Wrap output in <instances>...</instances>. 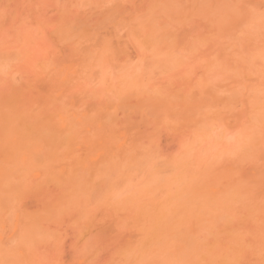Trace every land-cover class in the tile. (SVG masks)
<instances>
[{"label":"rangeland","instance_id":"obj_1","mask_svg":"<svg viewBox=\"0 0 264 264\" xmlns=\"http://www.w3.org/2000/svg\"><path fill=\"white\" fill-rule=\"evenodd\" d=\"M152 1L158 5L154 18L163 43L161 51L155 50L160 51L156 57L154 50L148 46L149 50H139L132 40L134 27L146 22ZM230 13L234 16L229 18ZM249 13L264 16V0H0V58L9 49L13 53L20 49V33L31 37L24 50L27 56L16 54L9 63L0 64V107L13 96L14 110L39 111L48 106L47 110L60 108L80 121L75 146L60 150L59 163L45 162L44 155L35 166L13 161V183L21 184L13 192L17 214L13 242L19 250L31 243L43 264H114L122 250L136 249L143 242L139 228L143 221L124 199L135 195L147 180L151 182L146 185H155L156 179H148L147 169L141 166L142 151L151 145L159 156L162 181L168 175L166 161L186 157L196 167L211 163L220 185L225 186L231 177L239 181L246 203L264 202V137L259 141L260 131L253 132L250 143L241 142L243 154L239 149L223 152L224 146L235 144L243 127L252 125L253 104H264V55L241 64V55L264 53V21L262 29L253 24L246 28L250 19L245 22L244 18ZM80 23L87 25L66 38L64 30ZM243 27L249 32L244 33ZM100 42L111 48L97 51ZM95 52L98 60L92 59V66L85 68L83 58ZM122 80L128 82L124 94L117 93V87L125 85ZM133 80L139 86L130 89ZM169 86L186 90L182 93L190 91L195 102L201 101L205 116H198L197 121L195 114L183 117L166 110L160 112V122L155 121L149 105L144 104L148 110L143 105L144 96H153L149 102H157L156 94ZM205 104L209 106L203 108ZM94 117L103 123L90 124ZM99 126L107 129L101 132ZM203 127L201 141L196 136ZM43 130L26 134L23 142H33L43 136ZM103 134L116 136L118 142L114 138L109 142L108 136L109 140L101 139ZM103 140L108 143L104 145ZM184 145H190L188 151ZM111 149L112 153L125 149L127 158H110L105 153L101 163L104 150ZM76 156L91 160L83 171L75 170L78 176L72 187L47 174L54 165V170L58 164L76 165ZM127 166L130 169L123 173ZM64 198L67 203L55 210V201ZM253 225L257 227L240 219L234 224L248 234ZM184 232L186 237L193 233L191 227ZM263 247L257 242L244 247L241 264H259L257 254Z\"/></svg>","mask_w":264,"mask_h":264},{"label":"bare ground","instance_id":"obj_2","mask_svg":"<svg viewBox=\"0 0 264 264\" xmlns=\"http://www.w3.org/2000/svg\"><path fill=\"white\" fill-rule=\"evenodd\" d=\"M157 6V3L152 1L150 10L146 15V22L139 24L137 28L134 27L132 31V40L139 50H149L147 49L148 46L151 51L154 50V57L160 54L163 44L159 26L156 24L154 18L156 12L154 8ZM254 14L255 13H249V15H246L244 20L246 22L250 19V23L246 22V24H248L246 25L242 22V25L244 26L245 24L246 28L249 26V29L252 27V24L255 25L253 28H261L264 21L262 17L264 16L259 15V17H257ZM228 16L230 18L234 15L230 13ZM253 18L256 20L255 22H253ZM222 24L223 22H221V24L219 23V30L223 27ZM86 25L87 24L80 23L71 26L68 30H64L66 31V38L72 35L74 29L77 32L84 29ZM246 30L244 33L249 32V30ZM18 36H20L19 38L21 41L19 46L20 49L15 53L10 49L7 50L0 58V64H7L12 61L13 55H26L24 50L31 43V37L25 33H20ZM88 37L91 38V35L89 34L87 38ZM110 48L108 43L100 42L97 51L104 52ZM156 49L160 50L159 53H157V51L155 52ZM86 53H88V51ZM257 53L258 52H256V55L253 54V56H247V58L241 55V64H245L247 61L251 63V60L254 61L257 59L256 57H263L264 55L263 52ZM96 54L95 52L85 55V58H83L85 68H88L89 65L87 64H91L92 66V59L95 58ZM95 59L98 60L97 58ZM262 75L264 76V73H262ZM122 81L125 85L122 87H120V85L119 88L117 87V93L121 94L128 83L124 82V80ZM125 81L127 80L125 79ZM133 83L134 84L129 83V88H138L139 85H137V80H133ZM169 88L165 87V89L160 90L156 94L159 100L154 103L149 102V100L151 101L153 99V96H148V94L146 96L143 95L145 98L147 97V100L144 99V101L146 100L150 103L147 104L145 101L146 103L143 102V105H149L151 108L149 111L152 113L149 114L150 116L153 115L152 117L155 121L160 122L159 114L166 110H173L176 115L181 114L183 117L195 114L197 121L199 120L198 116H201L200 119L205 116V114L202 115L201 113V101L197 100V102H195L189 94L190 91H188L189 93H182L186 92V90H181L180 92L178 89L173 90L170 88L171 92H169ZM140 89L141 88L136 90L139 91ZM125 90L124 92H126ZM136 93L137 92L134 94ZM13 103V96H11L6 99V104L0 107V144L4 149L0 152V264H43L33 252L31 243L26 245L27 248L19 250V248H17L18 243L13 242V224L17 216L13 205V192L16 194L21 186V184L13 183V161H16L17 165L23 163L35 166L41 164V157L44 155L47 157L45 162L51 161L59 163L61 161L58 159L60 150H67L75 146L76 131L77 127L80 125V121L70 116L69 118L60 108L51 111L47 110V106L39 111L33 108H27L22 109L20 112L19 110H14ZM178 106L181 107L176 111ZM208 106L209 104H205L203 108H207ZM145 108L147 109L146 106ZM199 108L200 111H197ZM253 108V115L251 116L252 125L247 129L243 127L242 131L235 137V144L224 146L223 152L239 149L243 154L244 147L241 142L245 140L250 143L253 139L254 131H260L259 134L261 137H259V141L263 140L264 104L255 102ZM206 113L210 114L211 112L209 111ZM100 118L104 119L105 117L101 116ZM96 119L98 121H95V117L94 119H90L89 123H95V125L103 123V120L101 121L99 118ZM205 120H208V117H205ZM239 122L238 119L236 124L238 125ZM107 126H109L108 123ZM99 127L101 129V126ZM204 127L202 128L203 132L196 136V138H200L199 140L202 139L201 141H203L204 138ZM41 129H44L42 132L43 136H40L33 142H23V138L26 134ZM102 129L104 130L105 128L102 127ZM102 129L100 130L101 132L103 131ZM108 131L110 132V130ZM54 132L56 134H49ZM112 133H114L113 129ZM104 134L100 138H104L105 140L108 139L106 137L108 134L106 136ZM110 136L111 137L108 136L110 138V140L108 139L109 142L111 138L116 137L111 134ZM116 138H114L115 140L113 141L118 142ZM92 142L90 141L91 145L95 144ZM104 143L108 142L103 140V144ZM114 144L116 143L114 142ZM105 147L103 146V148ZM118 147L120 146L117 145L116 148ZM122 147L120 148L122 149ZM185 147L186 145H184V148ZM189 147L190 145H187V151ZM103 148H101V150ZM124 150L120 151L119 149L117 153H112V149L109 151L104 150V153H102V151L101 153L103 155L100 158L101 163H104L106 160L105 153L108 154L110 158L118 159L119 156L127 158V151ZM91 153L92 150H89L88 156H90ZM142 155L143 159L141 161V166L147 169L145 173H147L148 179H156L155 185H146L150 184V180H147V182L140 181L142 184L145 182V185H142L135 195L133 194V196L126 197L124 201L132 204L133 208L136 210V215L141 217L143 221L139 224V228H141L142 231L143 242L140 243L136 249L122 250L119 254V259H117L114 264H241V255L245 250L244 247L249 246V244L253 242L264 245V202L258 204L255 202L246 203L245 189L239 181L231 177L228 179L225 186L220 185L216 181L218 176L214 175L211 171V163H205L202 167H196V162L190 164L185 161V159H187L186 157L168 159L164 166V171L168 175L164 178L162 177V181L158 176L160 173L157 166L159 163V156L156 154L154 146L151 145L149 149H144ZM75 159L77 160L76 165L73 166L67 162V164L63 165L58 164V170H54V165L47 174L61 179L64 185L72 187V182L78 176L75 170L83 171L88 167L91 160L90 158L77 159V156ZM128 169L130 168L127 166L123 173L127 172ZM27 189H30V187H27ZM202 191L204 192V196L201 195ZM106 198L110 199V195L107 194ZM66 203V198L57 199L52 207L55 210H61ZM238 219L250 222V224H257V227L253 225V231L248 234L246 230L244 231L242 228L234 226ZM186 227H191L193 231L192 235L188 237H186V235L184 236V234H186L184 232ZM19 229L23 231L25 228ZM6 230L9 231L8 236L5 235ZM35 237L36 236L33 235L31 239ZM261 252H264V247L260 253L257 254L259 257V264H264V256L260 257ZM150 257L153 258L149 259Z\"/></svg>","mask_w":264,"mask_h":264}]
</instances>
